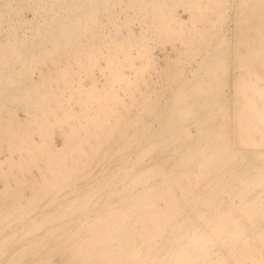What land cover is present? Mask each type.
Listing matches in <instances>:
<instances>
[{
    "label": "bare ground",
    "instance_id": "1",
    "mask_svg": "<svg viewBox=\"0 0 264 264\" xmlns=\"http://www.w3.org/2000/svg\"><path fill=\"white\" fill-rule=\"evenodd\" d=\"M232 2L229 61L228 0H0V264H264V0Z\"/></svg>",
    "mask_w": 264,
    "mask_h": 264
},
{
    "label": "rangeland",
    "instance_id": "2",
    "mask_svg": "<svg viewBox=\"0 0 264 264\" xmlns=\"http://www.w3.org/2000/svg\"><path fill=\"white\" fill-rule=\"evenodd\" d=\"M228 2H229V4H230V8L231 9H229L228 10V13H227V19H226V22H225V26H227V27H224V30H225V32H224V37H225V40H226V42L228 43V45H229V51L226 53L227 55H226V57H227V59H229V61L231 60V58H232V49H233V47L232 46H234V45H232L233 43H234V39H235V37H234V32L232 31L233 30V27H234V21H235V17L233 16V12H234V7H233V2H232V0H228ZM232 5V6H231ZM233 9V10H232ZM27 11H21V13H20V16H23V18H25V19H30L31 18V14H30V12H27ZM115 13L116 14H120V10L119 9H116L115 10ZM26 14V15H25ZM185 16L184 14H180L179 16H180V18H182L183 16ZM233 16V17H232ZM27 17V18H26ZM30 17V18H29ZM231 17V18H230ZM184 18V17H183ZM182 18V19H183ZM233 19V20H232ZM232 22V23H231ZM234 23V24H233ZM233 27H232V26ZM226 28V29H225ZM233 32V33H232ZM229 36V37H228ZM232 36H233V40H232ZM229 39V40H228ZM229 42H228V41ZM232 41H233V43H232ZM159 48V47H158ZM159 52H161V53H159ZM159 56H161L162 55V51L160 50V48H159ZM228 56H229V58H228ZM235 66V65H234ZM234 66H232L231 65V63H230V68H231V70H230V68H229V71H228V76H227V79L230 81V83H233V76H235V70H232V69H234L233 67ZM232 71V72H231ZM234 74L233 76H232V74ZM231 75V76H230ZM229 83V82H228ZM229 85H231V84H228V86H227V88L225 89V92H227V90H228V92H227V94L224 92V94L227 96V95H229L230 94V92L231 91H229L230 89V86ZM15 156L17 157L18 155L17 154H15ZM1 170L3 171V172H6V170H7V167H6V165L5 164H2L1 165Z\"/></svg>",
    "mask_w": 264,
    "mask_h": 264
}]
</instances>
